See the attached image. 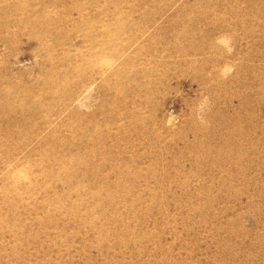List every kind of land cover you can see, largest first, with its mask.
I'll return each mask as SVG.
<instances>
[{"label":"rangeland","instance_id":"1","mask_svg":"<svg viewBox=\"0 0 264 264\" xmlns=\"http://www.w3.org/2000/svg\"><path fill=\"white\" fill-rule=\"evenodd\" d=\"M0 264H264V0H0Z\"/></svg>","mask_w":264,"mask_h":264}]
</instances>
